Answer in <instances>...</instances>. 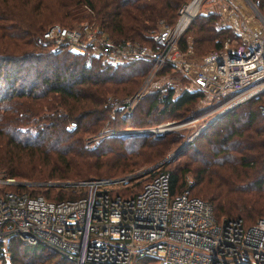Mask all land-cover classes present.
Listing matches in <instances>:
<instances>
[{
  "label": "trees",
  "instance_id": "1",
  "mask_svg": "<svg viewBox=\"0 0 264 264\" xmlns=\"http://www.w3.org/2000/svg\"><path fill=\"white\" fill-rule=\"evenodd\" d=\"M17 1L24 6L27 4L34 13L48 5V0ZM54 2L62 11L71 4L83 5L89 11V17L81 21L92 22L97 31L104 33L113 43L130 41L154 47L152 34L163 25L171 26L177 18L178 8L187 0ZM14 5V1L6 3V0H0V168L6 169L5 177L21 175L15 169L12 158H8L19 151L43 154L45 162L51 164V170L36 172L34 175H38L36 177L39 179L34 181L66 177L87 180L107 178L116 170L159 158L168 142L179 141L178 137L182 136L178 132L122 134L118 130L180 116L178 111L186 110L188 105L201 97L200 93L182 90L172 96L171 88L165 87L140 98L143 106L136 104L129 114H121L119 109L111 107L112 101L133 91L150 61L128 60L110 65L85 54L37 48L35 36L46 27L45 21L26 15L23 9ZM256 8L263 14L264 0H257ZM215 19L214 12L195 14L177 40L178 49L184 50L189 42L192 52L202 55L220 48V38L234 37L228 28L215 27ZM23 68L26 71L20 73L19 70ZM169 70L170 65L166 63L157 72L166 73ZM109 93L112 98L107 100ZM262 101L264 93L240 102L243 103L242 107L240 103L236 104L193 136L174 157L165 162L169 163L189 149L193 153L195 151L198 168L193 172L195 182L190 188L198 184L207 165L231 162L240 165L237 170L211 172L216 179L214 187L218 186L222 191L198 193L207 199L189 191L191 195L209 203L216 218L240 217L245 224H249L257 217H264V171L260 177L239 185L236 191L241 197L231 196L230 186L223 191L233 171L240 175L250 167L260 165V168H264V113L258 109ZM43 107L46 109L44 112ZM238 107L240 110L237 111ZM146 117H151V122L144 121ZM70 121L73 127L66 126ZM104 126L118 130L101 137L97 145L85 146L81 134L95 132ZM202 139L205 151L199 148ZM158 173L167 174L171 193L182 190V174L168 169L149 175L138 187H135L138 180L131 181L130 178L127 183L115 185L113 191L122 195H127V191L134 193L143 182ZM14 188L22 191L21 187ZM77 189L81 190L80 187ZM71 192L74 191H68L65 197L55 191L48 192L50 196H46L48 193L40 194L47 199L57 200L77 197L82 190L76 195ZM8 249L9 264H73L40 243H23L12 237ZM139 262L149 263L146 258Z\"/></svg>",
  "mask_w": 264,
  "mask_h": 264
},
{
  "label": "built area",
  "instance_id": "2",
  "mask_svg": "<svg viewBox=\"0 0 264 264\" xmlns=\"http://www.w3.org/2000/svg\"><path fill=\"white\" fill-rule=\"evenodd\" d=\"M219 2L214 26L228 28L234 37L220 38V48L198 57L189 42L184 50L177 47L195 12L184 26L179 27L178 22L161 26L151 36L154 47L130 41L113 43L92 22L84 21L76 26L47 25L35 43L50 51L97 57L110 65L148 59L145 82L167 63L171 73L166 72L163 88L172 90L176 77L182 90L225 98L221 108H230L264 93V15L256 8L257 0ZM184 7L178 8L180 16ZM223 38L229 39V46L222 43ZM140 96L138 92L114 101L113 109L129 114ZM258 109L264 113V101ZM127 130L155 134L166 128L118 132ZM138 172L117 178L31 182L82 189L77 197L57 200L0 188V257H8L13 237L23 243H40L73 264H141L142 258L148 264H264V217L249 224L240 217L216 218L209 203L187 189L171 193L166 173L154 175L134 193L113 191L115 185L141 174ZM6 184L21 183L1 174L0 186Z\"/></svg>",
  "mask_w": 264,
  "mask_h": 264
},
{
  "label": "rangeland",
  "instance_id": "3",
  "mask_svg": "<svg viewBox=\"0 0 264 264\" xmlns=\"http://www.w3.org/2000/svg\"><path fill=\"white\" fill-rule=\"evenodd\" d=\"M14 1L15 5L14 7H19L20 9H23V11H25L26 15H30L33 18H42L45 23L44 25H50L52 23H59L62 25H66V26H76L79 23L83 22L81 20L83 19H87L89 17V11L80 4H71L69 6L66 7V9L64 11H62V9L57 6V4H55L54 0H48L47 3L48 5L45 7H42L38 10V13H34L31 11V7H29L27 4H25V6L20 2H16V0H11ZM191 0H187V3L184 4V6H186ZM10 2V0H6V3ZM220 5L219 0H200L198 3V6L195 10V14L197 13H201V14H206V13H210V11L214 12V10H216ZM182 6V5H181ZM38 9V8H37ZM262 13V12H261ZM264 14V13H263ZM39 15V16H38ZM65 16V17H62ZM179 14L177 15V18L175 20V22L179 21ZM48 19H51L48 21ZM81 21V22H80ZM86 22V20L84 21ZM174 22V23H175ZM89 23V22H88ZM173 23V24H174ZM173 24L171 26H173ZM38 35V34H37ZM36 35V36H37ZM35 36V38H36ZM37 45L41 47L42 49H46L48 50V48L46 47H42L40 45ZM148 45V44H145ZM60 50H57V52H59ZM194 53V52H193ZM204 54V53H203ZM195 57H198V55H196L194 53ZM27 61H24L23 63H25ZM150 63L148 64L147 69L145 70V73L142 74V76H140V78L138 79V83L136 85V87L133 89L132 92H130L129 94H127L124 97H121L117 100H122V99H126L131 97L133 94L135 93H141V96L137 99L135 105L139 104L140 105H144L143 104V100L142 97L152 93L158 89L162 90L164 89L163 86L167 85L166 84V80H167V73L170 72V70L167 73H158L157 71L150 77V79L145 82L144 78L146 77L148 68L150 66ZM20 73H23L24 71H26V68L24 69H20L19 70ZM171 73V72H170ZM20 78H19V80ZM174 87H172V96L177 95L181 90V85H180V81L177 82V78L175 77V80L173 82ZM110 96H107V100H110L112 98V94H108ZM118 95V94H117ZM203 96V95H202ZM200 97L198 100H196L195 102L191 103L190 105H188L186 107V110L184 111H178L180 112V116L178 117H164L165 119L161 120L158 123H149L146 125H142V126H136V127H125L123 129H129V128H154V127H159L161 128H166L167 130L164 132H178L182 137H178L179 141L174 143V142H168L165 146V150L163 152V154L159 157V158H155V159H151L148 162H140L137 165H134L132 168H125L121 171L116 170L114 172V174H110L108 175L109 177L107 178H117L120 177L122 175H126L128 173H133V172H137V171H141V170H145L144 174L142 173L141 176L139 177H135V178H131L133 180H138V185H136L135 187H138L140 185V183L144 180L147 179L149 175L153 174V173H157L161 170H168V169H172L175 170L176 172H180L182 174V179L184 180V184L181 187L182 189H189L188 191H190V193L196 194L202 198L207 199L206 197L198 194L199 192H203L204 194H206L207 192H211V191H222V189H220L218 186L214 187V185L216 184V179L215 176L211 174V172H221L224 173L223 170L225 171H229L230 169L234 168V170L239 169L240 165L239 164H233V162L229 163V164H221V165H207L201 176L199 177V181L197 182L198 184L196 186H194V188H190V185H192L195 182V178L193 176V172L194 170H196L198 167V162H197V158H196V154L195 151L193 153V150L189 149V151H187L185 154L183 153L182 155L177 156L176 158L172 159L169 163H166V161L164 162H159L162 158H164L167 154H169L173 149H175L178 145H180L186 138H188V136H190L192 133H194L209 117H211L213 114H215L216 112L219 111V109L221 108L222 102L225 100V98H210L208 95H205L203 97ZM111 97V98H110ZM141 98V99H140ZM114 100V101H117ZM112 101V105L111 107L113 108V102ZM239 104V103H238ZM134 105V107H135ZM239 105H241L240 107H242L243 103H240ZM235 106V105H234ZM232 106V107H234ZM230 107V108H232ZM60 107H59V111H60ZM121 112V114H123L122 109L118 108ZM46 109L43 107V112ZM133 110V109H132ZM240 110V108H237V111ZM112 112V110H111ZM144 121L147 122H151V117H146L144 118ZM71 124V125H70ZM66 126H71L73 127L74 124L73 122H67ZM219 127H222V125H220ZM223 128H225V125L223 126ZM222 128V129H223ZM118 130V129H117ZM116 129H112L109 128L108 126H104L99 128L97 131L95 132H84L81 134V138L83 143L85 144V146H94L97 145V143H94V140L96 138H98V141L101 137L107 136L109 134L115 133V131H117ZM122 130V129H120ZM119 131V130H118ZM163 133V132H161ZM199 148L202 151H205V144H204V139H202L199 143ZM54 154V153H51ZM49 154V155H51ZM43 154L38 155V153H28L26 150L24 151H19L18 153H13V155H9L8 158H12L11 161L13 162V165L15 167V169L21 174L20 176L16 175L13 176V179L15 181L20 182V185H14V184H6L3 185V188L0 186L1 189H15L14 187H21L20 189L22 191H29L31 193H43L46 195V193H50V192H57L58 194H61L62 197H65L68 194V191H74L71 192L72 194L76 195V193H78L79 189H77L75 186L74 187H64V186H49V187H44L42 185H38V184H32L31 182H36L34 180H37L39 178H37L36 176L38 175H34L36 174V172H39L41 170H51L50 167V163H46L45 159H44ZM52 156V155H51ZM4 159L7 158V156H3ZM43 166V167H42ZM260 166V165H259ZM259 166H254V167H250L247 168V170H244L240 175H237L234 171H233V175L230 176V180L229 183H227V185L224 186L223 191H225L227 188L232 187L231 191H230V195L231 196H239V192L236 191V189L239 187V185L243 184L245 181H250L251 179H254L256 177H260L262 175V172L264 171V168H260ZM149 168V169H148ZM231 171V170H230ZM152 172V173H151ZM6 173V169L5 168H0V175L1 174H5ZM151 173V174H149ZM209 173L211 174V177L209 176ZM235 174V175H234ZM6 175V174H5ZM140 175V174H138ZM137 175V176H138ZM41 177V176H40ZM66 179L74 181L77 180V178L74 177H66ZM66 179H58L60 181H64ZM53 181V180H51ZM49 188V189H47ZM46 189V190H44ZM132 189V188H131ZM200 190V191H197ZM197 191V193H196ZM207 191V192H206ZM122 193H126L125 191H121ZM129 191H127L128 193ZM48 193V195L46 196H50ZM245 195V194H244ZM241 197V196H239ZM256 217V215L254 216ZM253 218V217H252ZM5 261V264H9L8 261V257L4 258V257H0V264H2V262Z\"/></svg>",
  "mask_w": 264,
  "mask_h": 264
},
{
  "label": "water",
  "instance_id": "4",
  "mask_svg": "<svg viewBox=\"0 0 264 264\" xmlns=\"http://www.w3.org/2000/svg\"><path fill=\"white\" fill-rule=\"evenodd\" d=\"M193 17V16H192ZM191 17V18H192ZM190 18V20H191ZM230 108H225L221 111L216 112L215 114H213L211 117H209L194 133H192L190 136H188V138H186L180 145H178L175 149H173L169 154H167L164 158H162L159 162H163L166 161L172 157H174L179 150L193 137L195 136L197 133H199L201 130H203L204 128H206L209 124H211L213 121H215L217 118H219L221 115H223L227 110H229ZM167 130V129H166ZM164 130V131H166ZM163 131V132H164ZM129 133H151L148 130H142V131H136V130H127V131H123L122 134H129ZM156 135L161 134L160 133H155ZM149 169V168H148ZM145 170H142L138 173H142L145 172Z\"/></svg>",
  "mask_w": 264,
  "mask_h": 264
},
{
  "label": "bare ground",
  "instance_id": "5",
  "mask_svg": "<svg viewBox=\"0 0 264 264\" xmlns=\"http://www.w3.org/2000/svg\"><path fill=\"white\" fill-rule=\"evenodd\" d=\"M198 3H199V0H192L184 7L183 13L179 17V21H178L179 27H181L182 25L184 26L187 23L188 17L195 12L198 6ZM224 107L225 106L220 108V111L224 109Z\"/></svg>",
  "mask_w": 264,
  "mask_h": 264
},
{
  "label": "crops",
  "instance_id": "6",
  "mask_svg": "<svg viewBox=\"0 0 264 264\" xmlns=\"http://www.w3.org/2000/svg\"><path fill=\"white\" fill-rule=\"evenodd\" d=\"M217 10H220L219 7L217 8ZM215 11L216 10H214V13H215ZM221 41H222V43H225V46H229V44L231 43V42H229V39H226V38H223Z\"/></svg>",
  "mask_w": 264,
  "mask_h": 264
}]
</instances>
